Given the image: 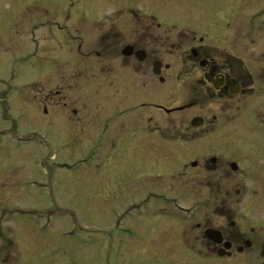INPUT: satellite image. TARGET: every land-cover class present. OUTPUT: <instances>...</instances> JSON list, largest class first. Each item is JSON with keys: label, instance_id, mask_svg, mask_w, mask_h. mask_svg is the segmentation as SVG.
<instances>
[{"label": "flooded vegetation", "instance_id": "1", "mask_svg": "<svg viewBox=\"0 0 264 264\" xmlns=\"http://www.w3.org/2000/svg\"><path fill=\"white\" fill-rule=\"evenodd\" d=\"M173 11L194 21H172ZM20 24L57 45L59 59L38 71L61 80L72 68L70 90H82L71 108L32 104L65 129L71 111L73 165L106 170L109 185L134 180L118 188L121 235H171L167 264H264V0H0V45ZM2 102L10 129L0 127V145L49 139V129L23 130L22 114ZM7 188L0 264H42L46 211L6 205Z\"/></svg>", "mask_w": 264, "mask_h": 264}, {"label": "rangeland", "instance_id": "2", "mask_svg": "<svg viewBox=\"0 0 264 264\" xmlns=\"http://www.w3.org/2000/svg\"><path fill=\"white\" fill-rule=\"evenodd\" d=\"M183 13L173 11L169 18L177 22L194 21V15ZM21 24L13 26L8 35L2 36L0 109L4 106L2 97H5L8 103L14 105L15 111L22 114L20 122L23 130L41 127L49 129L51 136H47L49 139L40 144L28 142L21 147L13 142H4L0 145V197L4 189L9 187L4 194L6 205H25L29 206V210L37 208L46 211L39 223V228L44 231L42 264L169 263L171 256L174 259L175 255H169L164 245H169L171 235L167 234L160 242L151 239L148 243L135 241L116 230V225L121 223L127 211L122 207L118 188L131 185L133 178L127 175L119 179L117 184L109 185L110 174L106 170L91 173L89 169L77 168L73 164L80 147L79 142L72 138L71 111L64 123L67 130L61 128L57 118L48 117L43 111L42 114L37 113L33 109L32 104L37 108L42 107L40 102L43 97L51 104L55 100L68 101L71 108L72 95L82 96V90L78 89L74 94L70 90L72 68L71 72L61 73V80H53L51 72L38 71L40 65L45 67L59 59L57 45L54 38L45 41L39 38L38 41L32 35L28 36L29 26ZM66 65L59 63L55 67L70 68L68 63ZM57 89L62 90L61 96L64 98L54 94ZM0 127L9 130L10 124L0 119ZM21 154L22 159L19 158ZM64 163L73 166L62 168L60 165ZM121 170L127 169L124 167ZM25 179L41 183L42 191L35 189V186H25ZM178 192L180 190L169 191L172 195ZM34 226L36 230V224ZM159 243V248L153 250V246Z\"/></svg>", "mask_w": 264, "mask_h": 264}]
</instances>
